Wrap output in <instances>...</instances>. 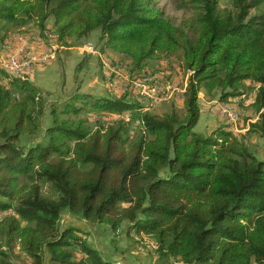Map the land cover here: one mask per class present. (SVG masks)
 <instances>
[{
	"label": "trees",
	"instance_id": "16d2710c",
	"mask_svg": "<svg viewBox=\"0 0 264 264\" xmlns=\"http://www.w3.org/2000/svg\"><path fill=\"white\" fill-rule=\"evenodd\" d=\"M185 1L196 11L189 35L154 0H0V49L10 30L41 44L50 33L61 47L98 31L134 72L181 52L188 73L183 113L157 115L128 90L96 97L75 88L49 99L30 79L59 51L25 78L0 68V212L12 211L0 220V264H19L16 249L28 260L22 264H125L121 236L134 249L135 236L150 239L148 264H264V159L222 119L206 135L193 131L201 89L240 107L251 81L249 104L262 112L247 132L264 136L263 0H231L229 11L220 0ZM32 23L38 36L27 29ZM86 108L115 122L91 130L80 117ZM100 225L113 235L117 261L90 242L89 229Z\"/></svg>",
	"mask_w": 264,
	"mask_h": 264
},
{
	"label": "rangeland",
	"instance_id": "374dc122",
	"mask_svg": "<svg viewBox=\"0 0 264 264\" xmlns=\"http://www.w3.org/2000/svg\"><path fill=\"white\" fill-rule=\"evenodd\" d=\"M184 2L186 1L154 0L157 8L164 13V17L174 26L183 28L189 35L192 30V21L196 11L189 6H185ZM219 9L221 11L231 10V0H220ZM259 9L264 11V0ZM256 11V9L252 10L251 14L256 13ZM47 27H53L51 20H49V22L47 21ZM27 29L30 32L35 31L31 33L36 34V36L39 35L36 23H32ZM7 33V37L9 38L19 32L10 30ZM98 37L99 32L95 31L85 38H73L66 41L68 46L74 47L75 50L82 53V59L75 66L77 72L75 71V68L71 72L72 75H74V78L72 79L74 81L73 84H71L72 81H70V79L69 84H67L64 79L65 75L63 73V66L61 62L57 61V55L56 60L50 65V67L56 64L58 67L56 73L59 74V79L61 80L53 83V79L58 78L51 79V87H47L48 89H45L41 82L36 84L41 85L42 90L49 93V95H47L49 99H55L57 96H66L75 88L82 93L92 94L96 97H119L123 91L128 90L127 92L130 93L133 100L136 101L141 98V102L144 103V110L148 109L154 114L161 115L170 112L173 108L178 114L183 113L181 102L183 99V90L187 83L188 73L183 68L181 52L173 53L169 57H162L160 60L147 61L145 63L146 71L137 73L134 72L132 63L126 56L119 55L111 49H107L104 42L100 41ZM7 39L4 41V44ZM37 39L39 42L41 41L40 38ZM33 40L35 39H30L28 45L29 49L34 53L40 43ZM4 44L2 45L3 49L0 50V55L4 52H8L7 50L11 48V44L8 46L7 44ZM88 44L94 46L96 55L85 52ZM33 45L34 47H32ZM13 49L14 47H12V50ZM58 51L60 50H57V52ZM107 75L108 78L106 77ZM139 75H144L145 77H143V79L136 78ZM76 77L77 79H75ZM33 78L35 79V75ZM33 83L35 84L36 81ZM76 85L77 87H74ZM240 91L242 92L241 98L243 100L242 106L239 107L238 99L235 100L234 103H221L218 102L220 97L218 93H215L214 97H210L206 95L204 89H201L199 92V99L202 115L197 125L193 128V131L204 135L208 134L214 127L221 125L219 114H223L228 120H230L231 126L236 129L235 131L233 130L234 133L243 132V134H236L237 138L241 137L240 139L245 142L257 158L264 159V136H260V134L250 135L247 132L249 124L256 122L257 119L260 118L262 112V110L256 111L255 108L249 104L253 99L254 94L257 92V85L251 81H245L244 88ZM142 96H145L148 99H142ZM80 117L81 119L87 120V125L91 130H95L99 127H106L115 122L113 121L114 118H110L108 115L99 116L97 113H92L89 108H86ZM131 117L132 119L134 118V116ZM71 118L76 119L73 116ZM124 118L130 119V116ZM47 122L48 119L45 118L41 127H45ZM136 124L137 121L136 123L134 122V125H131V130L128 132L129 140L134 139L139 133V130L135 127ZM239 125H243L245 128L241 129L239 128ZM11 214L12 211L5 213L0 212V220ZM89 230L92 235L90 241L91 244L97 247L100 245V248L106 251V253L103 254V257L110 261H117L119 256L111 254V252L114 251L111 241L113 235L106 229V226H92ZM132 236L134 237L135 235L131 234V237ZM135 237L139 242L138 247L135 248L137 250L134 249L132 244H129L128 239L130 237H127L128 239L124 238V236L115 238V242L117 239L119 246L126 250V252H123V257L121 259L126 262L125 264H148L155 258L154 255H148L145 252L150 248L151 241L150 239H140V236ZM15 251L16 255L19 257V264L28 261L22 252L17 249Z\"/></svg>",
	"mask_w": 264,
	"mask_h": 264
},
{
	"label": "built area",
	"instance_id": "2783aa9c",
	"mask_svg": "<svg viewBox=\"0 0 264 264\" xmlns=\"http://www.w3.org/2000/svg\"><path fill=\"white\" fill-rule=\"evenodd\" d=\"M46 42L42 43L43 50L41 53H33L29 49L28 41L31 39L28 35L15 34L13 39L16 41L14 49L8 52L6 58L0 57V68L5 71L8 76L25 78V75L33 71L38 65H44L52 62L58 49H61L54 40L53 35L48 33L46 35ZM89 54L96 55V51L92 44L87 45L86 51ZM86 53V54H87ZM220 118L227 124H230V120L223 114H219ZM232 127V126H231ZM235 131L236 129L232 127Z\"/></svg>",
	"mask_w": 264,
	"mask_h": 264
},
{
	"label": "crops",
	"instance_id": "0c3cea01",
	"mask_svg": "<svg viewBox=\"0 0 264 264\" xmlns=\"http://www.w3.org/2000/svg\"><path fill=\"white\" fill-rule=\"evenodd\" d=\"M31 39H35L36 41H38L37 37H35V36L34 37L32 36ZM35 40H33V41H35ZM39 43H40L39 47L37 49L35 47L36 50L34 53H36V54L41 53L43 50V47L41 45V41ZM32 47H34V45ZM4 55L5 54L2 53L0 55V57H3ZM81 59H82V53L75 50L74 47H61V50L58 52L57 61L61 62L62 66H63L62 68L65 70L64 71V75H65L64 79L66 80L67 84H69L70 81H72L71 84H73L74 81L72 79L74 78V75H72L71 72H72V70H74L76 64L79 63V61H81ZM57 70H58V67L56 66V64L52 65L51 67L49 66V67H45V68L35 69L31 75L30 80L33 82L36 81L35 85L38 82H41L44 85V88L48 89L47 87H51V79L58 78V79H53V83L61 80V79H59V74L56 73ZM34 75H35V79L33 78ZM69 79H70V81H69ZM75 79H77V77ZM37 86L39 88H41V85H37ZM74 87H77V85ZM78 87H79V85H78ZM183 92H184V90H183ZM199 105H200V99H199ZM201 115H202V110L200 107V118H201Z\"/></svg>",
	"mask_w": 264,
	"mask_h": 264
}]
</instances>
